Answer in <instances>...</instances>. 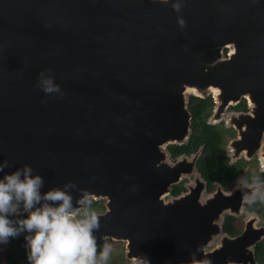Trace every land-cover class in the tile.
Returning a JSON list of instances; mask_svg holds the SVG:
<instances>
[{
  "label": "water",
  "instance_id": "water-1",
  "mask_svg": "<svg viewBox=\"0 0 264 264\" xmlns=\"http://www.w3.org/2000/svg\"><path fill=\"white\" fill-rule=\"evenodd\" d=\"M48 78L58 92L41 89ZM211 87L217 112L245 97L248 111L234 121L246 129L234 143L256 149L264 0H0V165H8L0 178L28 165L43 178L42 193L72 182L74 206L104 199L94 235L126 240L127 257L258 264L264 227L231 237L220 221L253 184L206 193L196 175L186 192L163 199L196 159L170 162L163 145L186 137V93Z\"/></svg>",
  "mask_w": 264,
  "mask_h": 264
},
{
  "label": "clouds",
  "instance_id": "clouds-1",
  "mask_svg": "<svg viewBox=\"0 0 264 264\" xmlns=\"http://www.w3.org/2000/svg\"><path fill=\"white\" fill-rule=\"evenodd\" d=\"M41 89L59 91L51 78L42 81ZM7 166V162L0 165V172ZM43 185V178L28 165L0 178V244L27 233L28 264H107L111 245L105 243L98 251L94 230L99 229V221L91 201L82 198L74 206L69 192L76 187L72 182L42 193ZM246 199L264 201V185L258 179ZM133 264H149V260L142 256L134 258Z\"/></svg>",
  "mask_w": 264,
  "mask_h": 264
},
{
  "label": "flooded vegetation",
  "instance_id": "flooded-vegetation-1",
  "mask_svg": "<svg viewBox=\"0 0 264 264\" xmlns=\"http://www.w3.org/2000/svg\"><path fill=\"white\" fill-rule=\"evenodd\" d=\"M214 89L216 88L211 87L210 92L213 94L214 97H216L218 92L216 93V95H214ZM190 93L197 94L196 91ZM206 97L210 98L211 104L208 109L207 116L205 117V122H206V118L209 117L210 114L214 115L212 118L218 120L219 122L221 120V114H224L225 111L230 109V112L232 113L229 122L227 120H223V123H216V124H211L206 122L207 124L214 126L218 131V133L220 134L219 135L220 139L219 141L217 140L216 143L218 144V148L220 147L219 150H221L222 152V159L224 161V164L226 165L227 168H229L228 172H225L226 181L222 182L213 178L210 181V185L209 186L207 185V180L202 176L200 170L198 169V162L201 161V157L204 155L202 151L204 146L203 144L198 145L195 148V150L189 153L181 152L178 154H173L172 151L170 150L171 145L174 146L186 145V143H188L190 139V135L193 130H192V116L189 110V102L187 104V109L190 114L189 128H187L189 129L188 135H186V137L183 140H181V142H172V143L169 142L165 144L164 149L168 154L169 161L175 162L177 159H179V157L183 158V157H190L196 155V159L194 161L192 171H195L197 173L196 175H198L199 178L205 182L206 193H213L218 187L222 189L224 192H229L235 188L240 187L241 185L249 187V185L253 184L254 179H258L260 183L264 185V143H262V140L264 139V133L259 139L257 148L252 151H248V149L245 148L236 149V145L234 143L235 140H238L240 138L238 135L239 130L243 131L246 129L245 128L246 126L244 124L237 125L234 121L238 119L239 117L238 113L240 112L244 113L248 111V103L245 97L241 98L237 103H231L227 105L224 109L221 110V112H217L220 102L216 100V102L214 103L210 95ZM206 97H200V98H206ZM243 103L245 104L244 106ZM226 124L229 125V127H227ZM228 143L231 146V149H229V151H231V154H229L226 149V145ZM186 175L187 173H184L180 177L177 183L170 186V192L169 194H167V196L163 197L164 200H167L168 199L167 197L178 196L187 191L188 189L187 185H190L192 182H194L192 180L194 174H192V176L190 177ZM174 189H178V191L175 192ZM85 199L93 200L101 206L100 208L94 210L97 214H101L105 211L104 199L94 200L91 197ZM220 221H221V231H222L221 234L226 233L231 237L240 234L242 231H245V229L247 230V228L249 227L252 229H258L264 227V201L256 200L255 202H249L246 199V197H244L242 199L240 208H238L235 213H230L228 210L226 211L224 210L221 215ZM227 231H235V232L228 233ZM110 241L124 242V247H125L124 256L127 260H130V258L127 257L125 253L126 251H128L127 241L122 240L120 238H115L109 235H105L103 237L98 238L97 240L98 250H102L103 245L108 242L110 243ZM25 245L26 244H23L22 246L25 247ZM216 246H217V242L212 246L207 245L205 247V250L209 251ZM25 257L27 258V253L25 254ZM5 258L6 255L3 258V264L5 263Z\"/></svg>",
  "mask_w": 264,
  "mask_h": 264
},
{
  "label": "trees",
  "instance_id": "trees-1",
  "mask_svg": "<svg viewBox=\"0 0 264 264\" xmlns=\"http://www.w3.org/2000/svg\"><path fill=\"white\" fill-rule=\"evenodd\" d=\"M189 110L192 116V133L190 139L186 145H171L170 150L173 154L181 152H192L198 145L203 144V153L201 161L198 162V169L202 176L207 180V185H210L211 179L215 178L218 181H226L225 172H228L229 168L226 167L222 159V152L218 148L217 140L220 139V134L216 128L205 122L208 109L211 104L209 97L200 98L197 96H189ZM245 104L243 103V106ZM175 192L178 189H174ZM91 201V208L95 210L101 206ZM228 233L235 231H227ZM27 248L21 246L17 253H7L4 264H28L25 254ZM254 257L258 264H264V240L256 242L254 245Z\"/></svg>",
  "mask_w": 264,
  "mask_h": 264
},
{
  "label": "rangeland",
  "instance_id": "rangeland-1",
  "mask_svg": "<svg viewBox=\"0 0 264 264\" xmlns=\"http://www.w3.org/2000/svg\"><path fill=\"white\" fill-rule=\"evenodd\" d=\"M227 50H228V48L226 47L224 49V52H223L224 55L226 54ZM191 90H193V89H191ZM193 92H195V91L193 90ZM217 92L218 91L216 89H214V93H217ZM190 95H192V94L186 93V104H188L187 102H188V98ZM208 95L211 96L212 100L215 103V98H214L212 93H208V94L202 95L200 97H206ZM231 114L232 113L230 112V109H228L227 111L224 112V114H221V120L219 122H218V120L212 118L214 115L210 114L209 117L206 118V122L211 123V124L223 123V120H227L229 122ZM226 126L229 127V125H227V124H226ZM188 128H189V125H188ZM188 132H189V129H188L186 135H188ZM262 143H264V139L262 140ZM164 146H165V144L163 145V151L165 152L166 150L164 149ZM226 149H227L228 153L231 154V151H229V149H231V146L229 143L226 145ZM189 158L190 157H186V159H189ZM166 160L169 161V159H167V158H166ZM192 174H194V176L192 177V180H194L195 176L197 174L195 171H193V173L187 174L186 176L190 177V176H192ZM167 198H169V197H167ZM26 234L27 233H21L19 236L15 237V238H9V241L7 244H0V264H3V258L7 253H17V252H19L20 247L23 244H26V241L24 239V236ZM221 238H222L221 234L214 235V238L212 239V241L210 242L209 245L212 246L216 242L218 244V242L221 241ZM262 240H264V236L262 237ZM108 244L111 245V253H110V257H109L107 264H129V262L132 261L133 258L129 257L130 260H127L124 256V251H125L124 242H122V241L121 242L120 241H116V242L110 241V243L108 242ZM231 264H238V263L232 262Z\"/></svg>",
  "mask_w": 264,
  "mask_h": 264
},
{
  "label": "bare ground",
  "instance_id": "bare-ground-1",
  "mask_svg": "<svg viewBox=\"0 0 264 264\" xmlns=\"http://www.w3.org/2000/svg\"><path fill=\"white\" fill-rule=\"evenodd\" d=\"M232 50H233V48H232ZM232 50H231V51H232ZM189 89H190V90H189ZM191 89H193V88H187V91H188V92H193L194 89H193V90H191ZM214 95H216V93H214Z\"/></svg>",
  "mask_w": 264,
  "mask_h": 264
}]
</instances>
